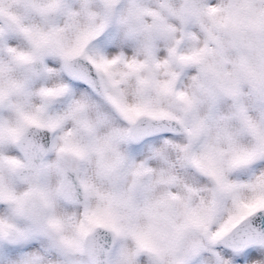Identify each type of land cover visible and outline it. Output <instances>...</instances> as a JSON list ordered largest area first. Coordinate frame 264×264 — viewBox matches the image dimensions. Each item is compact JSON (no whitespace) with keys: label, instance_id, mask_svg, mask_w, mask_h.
I'll list each match as a JSON object with an SVG mask.
<instances>
[{"label":"snow or ice","instance_id":"6c2138e0","mask_svg":"<svg viewBox=\"0 0 264 264\" xmlns=\"http://www.w3.org/2000/svg\"><path fill=\"white\" fill-rule=\"evenodd\" d=\"M0 264H264V0H0Z\"/></svg>","mask_w":264,"mask_h":264}]
</instances>
